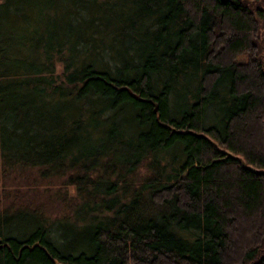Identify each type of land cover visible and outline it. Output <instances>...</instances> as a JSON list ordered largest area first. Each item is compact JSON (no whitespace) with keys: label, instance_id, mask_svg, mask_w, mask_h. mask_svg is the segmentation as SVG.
<instances>
[{"label":"trees","instance_id":"16d2710c","mask_svg":"<svg viewBox=\"0 0 264 264\" xmlns=\"http://www.w3.org/2000/svg\"><path fill=\"white\" fill-rule=\"evenodd\" d=\"M0 178V264H264V0H0Z\"/></svg>","mask_w":264,"mask_h":264},{"label":"rangeland","instance_id":"374dc122","mask_svg":"<svg viewBox=\"0 0 264 264\" xmlns=\"http://www.w3.org/2000/svg\"><path fill=\"white\" fill-rule=\"evenodd\" d=\"M144 172H145V167L142 166L141 168L138 169L137 173L142 174ZM59 180L60 179H54L53 180V182L51 183V185H52L51 188L52 189H54L56 186H58ZM6 183H7V186H9V187L12 186V184L17 185L16 184L17 182H14V181H11V180H8ZM20 183H22V182H20ZM2 184H3V181L0 180V198H1L0 205H1V203L6 202V200H7L6 198L4 199L3 197H1L2 196V192H1V185ZM45 184H46V182H42V183H39L38 185L43 186ZM19 186L22 187V189H24V187H25V185H19ZM69 187H70V189H72L71 185H69ZM28 191L30 193L32 192L31 190H28ZM56 204H57V202H51V206L50 207L55 206ZM59 209H60V211L63 210L61 207ZM47 211H49V208L47 209ZM49 212H51V211H49Z\"/></svg>","mask_w":264,"mask_h":264},{"label":"water","instance_id":"95a60500","mask_svg":"<svg viewBox=\"0 0 264 264\" xmlns=\"http://www.w3.org/2000/svg\"><path fill=\"white\" fill-rule=\"evenodd\" d=\"M133 93L136 94L134 91L132 92V94H133ZM1 240H2V239L0 238V241H1Z\"/></svg>","mask_w":264,"mask_h":264}]
</instances>
